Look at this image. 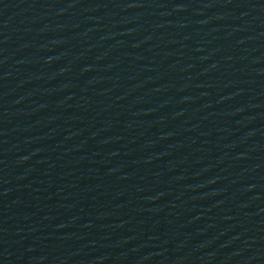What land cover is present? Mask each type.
Returning a JSON list of instances; mask_svg holds the SVG:
<instances>
[{
    "label": "water",
    "instance_id": "1",
    "mask_svg": "<svg viewBox=\"0 0 264 264\" xmlns=\"http://www.w3.org/2000/svg\"><path fill=\"white\" fill-rule=\"evenodd\" d=\"M0 264H264V0H0Z\"/></svg>",
    "mask_w": 264,
    "mask_h": 264
}]
</instances>
